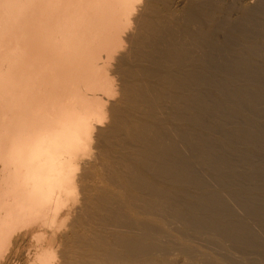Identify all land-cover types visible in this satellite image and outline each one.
Wrapping results in <instances>:
<instances>
[{
    "label": "bare ground",
    "instance_id": "6f19581e",
    "mask_svg": "<svg viewBox=\"0 0 264 264\" xmlns=\"http://www.w3.org/2000/svg\"><path fill=\"white\" fill-rule=\"evenodd\" d=\"M245 257L264 0H0V264Z\"/></svg>",
    "mask_w": 264,
    "mask_h": 264
},
{
    "label": "rangeland",
    "instance_id": "374dc122",
    "mask_svg": "<svg viewBox=\"0 0 264 264\" xmlns=\"http://www.w3.org/2000/svg\"><path fill=\"white\" fill-rule=\"evenodd\" d=\"M218 38L221 39L220 34L218 35ZM251 78H252V79H257V77H254V78L251 77ZM247 79H248V78H247ZM249 79H250V78H249ZM258 79H259V78H258ZM242 261H243L245 264H259L258 262H254V263H253V262H251L250 260H249V261H250V262H249L248 259H247L246 257H245V259H243ZM244 263H242V264H244Z\"/></svg>",
    "mask_w": 264,
    "mask_h": 264
}]
</instances>
